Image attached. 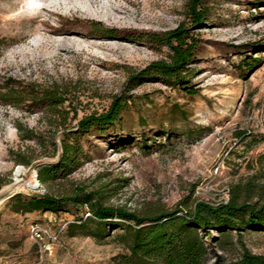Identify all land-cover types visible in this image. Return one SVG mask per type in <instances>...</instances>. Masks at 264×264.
I'll use <instances>...</instances> for the list:
<instances>
[{"label": "rangeland", "instance_id": "374dc122", "mask_svg": "<svg viewBox=\"0 0 264 264\" xmlns=\"http://www.w3.org/2000/svg\"><path fill=\"white\" fill-rule=\"evenodd\" d=\"M189 2L0 0V197L59 196L81 187L97 189L105 205L138 214H183L198 201H223L232 185L256 174L250 167L264 153V0H207L206 20L191 30L199 55L184 78L198 92L189 95L160 80L138 84L121 124L79 137L89 155L81 167L64 179L38 178L39 167L56 161L64 131L107 109L130 73L168 59L169 48L152 44L148 35L188 24ZM246 57L258 61L244 70L238 64ZM30 85L65 91L61 114L3 102L8 88L26 91ZM176 107L186 114L174 112ZM243 131L251 135L240 136ZM33 175L39 187L29 189L25 183ZM8 199L0 203V264H114L113 256L123 252L117 230L101 240L83 228L72 236L66 226L77 219L73 212L14 213L5 206ZM87 211L78 215L85 218ZM34 223L53 233L63 229L56 240L37 242L30 232ZM218 237L215 231L205 235L207 264L215 255L220 264H233L242 245L264 255V231Z\"/></svg>", "mask_w": 264, "mask_h": 264}, {"label": "trees", "instance_id": "16d2710c", "mask_svg": "<svg viewBox=\"0 0 264 264\" xmlns=\"http://www.w3.org/2000/svg\"><path fill=\"white\" fill-rule=\"evenodd\" d=\"M207 0H190L188 8L189 23H179L175 28L163 33H150L148 41L169 48L168 59L150 62L144 68L130 73L124 90L115 95L107 109L80 118L74 129H67L59 138L57 159L53 163L38 168V178L42 183L67 178L87 161L89 155L83 148L80 136L89 131L104 134L121 124L122 115L133 106L135 96L131 91L145 81L160 80L167 86L179 87L189 95L198 90L189 85L185 74L199 55V44L191 32L206 20ZM110 34V29L104 30ZM0 39V50L4 43ZM248 58V59H247ZM250 59V61H249ZM258 59L246 57L238 67L244 70ZM248 66V67H247ZM12 80V79H7ZM66 92L57 86L37 89L30 85L19 91L10 87L3 93V102L19 105L27 102L31 108H44L53 116L61 114L60 107L66 100ZM181 116L186 112L175 108ZM62 124L61 121L58 123ZM170 137V130L164 131ZM240 136H250V132H240ZM185 136L188 133L177 134ZM149 148L148 145H143ZM56 151L53 155L56 154ZM23 164L29 161L20 160ZM256 174L245 183H236L229 188L226 203L209 204L195 202L190 211L181 214L180 209L171 211L138 214L121 206L105 205L97 196L99 191L75 187L65 195L15 193L9 197L5 206L14 213L51 212L59 214L73 212L76 220L68 223L66 231L70 235L87 234L97 240L103 239L106 232L117 230L115 239L122 245L123 252L113 256L114 264H207L208 244L205 235L210 231L218 233V238L240 235L244 230L264 231V153L254 162ZM261 181H256V179ZM86 207L85 218L78 214ZM86 226H93L86 231ZM212 264H220V257L214 256ZM233 264H264V255L254 254L242 245L239 258Z\"/></svg>", "mask_w": 264, "mask_h": 264}, {"label": "built area", "instance_id": "2783aa9c", "mask_svg": "<svg viewBox=\"0 0 264 264\" xmlns=\"http://www.w3.org/2000/svg\"><path fill=\"white\" fill-rule=\"evenodd\" d=\"M228 201V197H224L223 201L217 202V203H226ZM202 202H206L209 204H217V203H211V202H207V201H202ZM87 215H89V213H87ZM62 228L58 229V232L53 233L52 231H50V228L48 226L45 225H41L38 223H34L32 225H30V232H31V236L38 242V241H43V240H49V241H54L57 239V237L59 236V233L62 231Z\"/></svg>", "mask_w": 264, "mask_h": 264}, {"label": "bare ground", "instance_id": "6f19581e", "mask_svg": "<svg viewBox=\"0 0 264 264\" xmlns=\"http://www.w3.org/2000/svg\"><path fill=\"white\" fill-rule=\"evenodd\" d=\"M14 173H15L14 179H16V181H19L20 176L22 174V169H20L19 167ZM25 186L28 187L29 189H36L37 187H39V182L37 178L35 177V175H33V179L31 181H28L25 183Z\"/></svg>", "mask_w": 264, "mask_h": 264}, {"label": "water", "instance_id": "95a60500", "mask_svg": "<svg viewBox=\"0 0 264 264\" xmlns=\"http://www.w3.org/2000/svg\"><path fill=\"white\" fill-rule=\"evenodd\" d=\"M13 194H8L7 196H2V197H0V203L3 201V199H4V197L5 198H9V197H11Z\"/></svg>", "mask_w": 264, "mask_h": 264}]
</instances>
